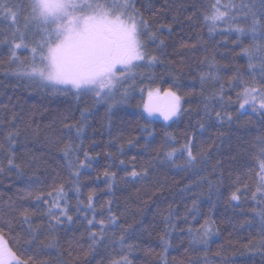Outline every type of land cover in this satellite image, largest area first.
<instances>
[{
    "label": "trees",
    "instance_id": "1",
    "mask_svg": "<svg viewBox=\"0 0 264 264\" xmlns=\"http://www.w3.org/2000/svg\"><path fill=\"white\" fill-rule=\"evenodd\" d=\"M216 1L133 0L155 34L144 37L145 51L158 58L136 87L181 97V112L169 123L146 116L138 93L124 104L118 97L98 103L89 93L9 77L10 37L0 33V230L17 256H31L29 264H125L122 257L129 264H264V200L259 193L252 199L256 183L249 179L258 170L264 111L240 109L237 98L241 80L259 86L261 74L242 52L249 35L209 31L205 16ZM243 2L260 8L259 0ZM237 22L247 26L242 14ZM202 73L212 75L202 81ZM188 140L194 154L207 153L192 166L180 155ZM171 148L178 150L175 164L165 158ZM144 169L146 179L130 175ZM61 184L64 199L54 211L66 209L72 220L60 215L57 224L46 212ZM237 188L240 199L232 200ZM206 224L212 234L201 245L196 236ZM53 240L55 247H45Z\"/></svg>",
    "mask_w": 264,
    "mask_h": 264
},
{
    "label": "snow or ice",
    "instance_id": "2",
    "mask_svg": "<svg viewBox=\"0 0 264 264\" xmlns=\"http://www.w3.org/2000/svg\"><path fill=\"white\" fill-rule=\"evenodd\" d=\"M260 8L255 4H246L241 0L240 4L230 2L223 5V10L219 5V0L212 6L211 15L205 16L209 24V31H214L220 23L228 25L229 31L238 33L240 36L249 35L251 43L242 48V52L248 57V67L254 69L259 67L261 70V81L259 86L253 78L251 84L241 80L245 86L242 92L238 93L237 98L240 102V109L245 105H250L253 110L264 111V0H259ZM235 10V11H234ZM0 11L4 13V18L10 20L14 31L11 41V56L19 60L16 49L29 48L26 43L28 33L35 30L39 35V40H34L31 46L32 59L25 63L20 61L17 65L16 73L26 77L33 84L41 87H51L53 91H59L60 86L72 88L77 93H92L97 102H114L117 86L121 78H126L125 73H131L141 66L140 62H146L149 67L157 62L156 56H148L145 51L144 37L154 38L155 34L147 31L148 21L145 20L135 9L133 0H18L15 4L0 5ZM247 26H241L237 22V16L241 15ZM23 17V24L19 21ZM250 18V23H248ZM19 41V42H17ZM163 41H161V44ZM214 67V64L211 65ZM211 73H202L203 81ZM213 78H215L213 76ZM257 103L259 109H257ZM111 107V104H109ZM145 111L152 115L158 113L165 121L171 120L181 112V97L175 92L167 90L160 96L159 89L148 93V102L144 104ZM207 110V106H206ZM83 116V113L81 114ZM220 116V113H217ZM231 119V116L228 117ZM71 130L75 125H65ZM80 129H77L79 133ZM11 135V134H9ZM191 140L181 146L180 155L186 153V163L194 165L197 157L202 159L207 153L201 149L200 152L193 153ZM176 148H171L165 153V158L176 162ZM65 155L71 152V147L66 146ZM87 157V153H85ZM258 170L249 179H254L256 183L255 191L251 193L252 199L260 194L264 200V137L260 138V151L258 156ZM11 164L12 161L9 160ZM123 163V162H121ZM75 162L69 160V168L74 167ZM83 166V162H80ZM79 176V171L73 172ZM105 172V176H109ZM114 177V174H111ZM132 177L139 176L141 179L147 178V169L142 173L133 171ZM239 182V177L237 178ZM111 187V185H109ZM243 187L247 190L249 185L245 183ZM56 195L52 197L51 206L47 209L46 215L50 220L60 223V215L66 216L69 221L71 216L67 215V210H61L60 215L54 209H60V200L64 199L63 185L54 189ZM79 191V189H77ZM232 193V200H239L237 192ZM52 196V193L48 194ZM92 194L88 196V207H92ZM39 200L40 197L38 196ZM44 203H48L47 200ZM82 203V202H81ZM111 211V210H109ZM264 229V211L259 213ZM25 222H28L27 210L24 213ZM116 217L110 216L109 223H115ZM89 225L93 220L88 221ZM101 225L104 221L99 222ZM55 225L50 224L49 228ZM31 228V225H30ZM104 229L102 228L101 231ZM95 243L96 234H90ZM36 236L32 235V240ZM43 243V242H42ZM56 244L54 240L45 245L53 248ZM91 249V246H89ZM25 250V255H27ZM87 255V253H85ZM125 264H129L126 257H122ZM31 256L22 259L17 256L10 248L5 246L2 230H0V264H29ZM119 264V262H115Z\"/></svg>",
    "mask_w": 264,
    "mask_h": 264
},
{
    "label": "rangeland",
    "instance_id": "3",
    "mask_svg": "<svg viewBox=\"0 0 264 264\" xmlns=\"http://www.w3.org/2000/svg\"><path fill=\"white\" fill-rule=\"evenodd\" d=\"M230 2V0H219V5L221 7V10H223V5L225 4H228ZM232 2V0H231ZM17 3L16 0L13 1L12 4H15ZM217 3V1H216ZM5 4L4 3H0V5H3ZM235 11V10H234ZM239 19V15L237 16V20ZM23 17L20 19L19 23L20 24H23ZM219 28H225V29H228V25L226 24H223V23H220L216 26L215 30L216 29H219ZM14 27L12 26V23L10 20H6L4 18V13L2 11H0V33L2 31H6L4 34V37H6V39H8L7 37H10V43H9V46L11 47V41L13 40V37H12V32L14 31ZM2 34V33H1ZM34 40H39V35L38 34H35V30H33L32 32L28 33V40L26 41V43H28L30 45L29 48H20V49H16V55L17 57H19V60H15L12 56L10 57V67H11V70L8 72L9 74V77H12V78H18V79H21V80H26V81H29L26 77H23L19 74L16 73V68H17V65L20 63V61H23L25 63H28L31 61L32 59V54H31V46H33V42ZM19 42V41H17ZM8 44L7 40L4 41V44ZM11 52H12V49H11ZM141 63V66L135 68L133 70V72L131 73H125L124 76L126 78H121V82L120 84L117 86V91H116V95H115V99H116V103H121V104H124L125 103V100L127 101L129 96L134 94V93H138V95H140V97L142 98L141 100V108H142V111L144 112V114L146 116H149L151 118H155V119H160V120H163V117L160 116L158 113H154L152 115L154 116H151L149 115L145 109H144V104L146 102H148V93L149 92H153L154 95L156 93V90L158 88H152V87H145L144 89H137L136 87V83L137 82H145L146 80H149V75L147 74V72L145 71L144 67L146 66V62H140ZM254 69H257L256 71H258L260 74H261V70L259 67H256ZM31 82V81H29ZM49 89H52L50 86L47 87ZM63 89H70V90H74L76 91L75 89H72V88H65L64 86H60V90H63ZM89 94H91L92 96H94L92 93L89 92ZM160 96H163V93H160ZM95 97V96H94ZM96 98V97H95ZM97 99V98H96ZM178 116L176 117H173L171 120H168V121H165L167 123L173 121L174 119H176ZM212 234V230L210 229V225L209 224H206V227L200 232V234L198 236H196V241L201 244V245H204L206 242H207V238L209 236H211ZM6 246V244H5ZM7 247V246H6Z\"/></svg>",
    "mask_w": 264,
    "mask_h": 264
}]
</instances>
